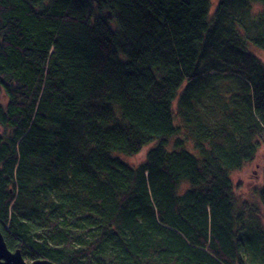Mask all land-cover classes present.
Listing matches in <instances>:
<instances>
[{"label": "trees", "instance_id": "trees-1", "mask_svg": "<svg viewBox=\"0 0 264 264\" xmlns=\"http://www.w3.org/2000/svg\"><path fill=\"white\" fill-rule=\"evenodd\" d=\"M210 6L0 0L10 250L56 264H264V181L260 206L231 181L264 137V0ZM147 145L138 165L119 156Z\"/></svg>", "mask_w": 264, "mask_h": 264}, {"label": "rangeland", "instance_id": "rangeland-1", "mask_svg": "<svg viewBox=\"0 0 264 264\" xmlns=\"http://www.w3.org/2000/svg\"><path fill=\"white\" fill-rule=\"evenodd\" d=\"M218 0H211L210 12H213ZM258 57L264 63V50L255 49ZM150 145L144 147L139 153L131 156L119 154V156L131 165H138L144 160L145 151ZM256 153L252 161L245 164L241 169L235 170L231 173V181H233L236 195L239 200L246 199L250 202L261 205L255 193L264 181V137L260 136L259 146L256 147ZM259 202V203H258ZM264 211V209H263ZM264 217V214H262Z\"/></svg>", "mask_w": 264, "mask_h": 264}, {"label": "water", "instance_id": "water-1", "mask_svg": "<svg viewBox=\"0 0 264 264\" xmlns=\"http://www.w3.org/2000/svg\"><path fill=\"white\" fill-rule=\"evenodd\" d=\"M1 233L0 230V264H56L47 259L25 260L19 249L10 250L8 248Z\"/></svg>", "mask_w": 264, "mask_h": 264}]
</instances>
